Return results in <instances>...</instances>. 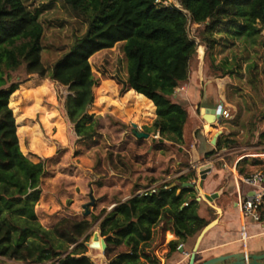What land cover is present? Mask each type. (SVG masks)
I'll return each mask as SVG.
<instances>
[{
  "label": "rangeland",
  "instance_id": "obj_1",
  "mask_svg": "<svg viewBox=\"0 0 264 264\" xmlns=\"http://www.w3.org/2000/svg\"><path fill=\"white\" fill-rule=\"evenodd\" d=\"M22 1L29 10L39 13L43 26L42 62L50 68L86 26L62 0ZM202 29L200 25L188 24L189 37L197 45L196 53L189 63L188 80L176 88L173 98L188 114L180 146L161 139L158 133H146L144 127H150L155 119L154 107L150 109L147 101L129 96L128 91L120 92L118 79L126 77V60L119 44L89 58L97 82L93 88L94 102L75 128L64 110L67 88L36 75L27 76L22 68L8 75L7 85L24 81L9 98L20 151L31 162L44 163L41 194L34 206L36 220L50 230L63 218L90 221L92 216L98 217L85 235L87 238H82V255L95 264H109L118 252L126 250L121 245L106 255L101 248L86 246L98 233L100 219L118 203L143 190L168 183L178 185L180 177L191 174L196 175L195 179L186 183L198 187V170L205 164L216 170L207 178L221 180L223 198L230 201L235 199L229 194L235 190L230 169L237 158L244 159L238 165L240 171L251 164L264 171V139L259 138L264 132V31L253 39H245L215 30L212 36L217 43L206 47L200 39ZM203 102L221 105L228 116L213 124L206 123L201 117ZM95 121V138L81 140V130ZM133 124L149 137L136 139L131 133ZM214 138L221 146L211 144ZM201 144L208 148L200 152V162L191 165L189 151H200ZM209 213L212 219L215 215L210 209ZM167 229L171 234L166 235ZM195 237L169 253V242L178 238L168 218L160 220L152 229L150 240L138 246L140 261L148 264L150 257L157 258L160 264H187ZM252 243L264 248V239ZM203 245L202 241L196 264L224 255L215 249L201 253ZM73 247L65 245L61 257ZM179 248L183 251L179 252Z\"/></svg>",
  "mask_w": 264,
  "mask_h": 264
},
{
  "label": "trees",
  "instance_id": "obj_2",
  "mask_svg": "<svg viewBox=\"0 0 264 264\" xmlns=\"http://www.w3.org/2000/svg\"><path fill=\"white\" fill-rule=\"evenodd\" d=\"M163 1L62 0L86 28L47 68L41 57L39 13L29 10L22 0H0V264H46L56 258L57 264H95L82 255V238L99 219L63 218L50 230L38 224L34 206L41 194L44 163H33L20 151L9 98L24 81L7 85L9 74L22 68L27 76L67 88L64 110L75 128L94 102L97 82L89 58L119 44L126 60V77L118 79L120 92L147 101L150 109L154 106L155 119L144 127L146 133H158L161 139L180 146L188 114L173 98L176 88L189 78V63L197 48L189 37L188 24L203 27L200 39L206 47L217 43L212 36L215 30L245 39L264 31V0H176L180 8ZM2 19L10 23L1 24ZM97 127L96 121L85 126L79 138L94 139ZM259 138L264 139V132ZM195 176L180 177L178 185L164 184L147 195L136 194L100 219L97 234L105 241L104 253L109 255L121 245L126 248L109 264H145L140 261L138 246L150 240L152 229L165 218L178 238L169 242V253L199 234L207 222L197 214L196 186H183ZM218 192L224 196L221 186ZM210 211L217 218L213 207ZM167 234H171L168 229ZM65 245L74 247L61 257ZM147 259L148 264H160L157 258Z\"/></svg>",
  "mask_w": 264,
  "mask_h": 264
},
{
  "label": "crops",
  "instance_id": "obj_3",
  "mask_svg": "<svg viewBox=\"0 0 264 264\" xmlns=\"http://www.w3.org/2000/svg\"><path fill=\"white\" fill-rule=\"evenodd\" d=\"M212 142L213 140L211 141V144ZM207 148V144H201L200 151L195 149H191L189 151L192 160L191 165H196V163L200 162L201 158L199 154L200 152H205ZM213 170L215 169L211 167L210 173L207 174L206 179L204 180L203 190L205 194L218 195L216 200L214 201V204L216 205V207L221 209V216H219V222L217 226L212 228L203 237L202 241L203 243H205V245H203L204 247L201 253H203L205 250L211 249L221 250L223 251V254L237 253L242 251H245L247 253L263 252L264 248L256 247L252 242L253 240L257 239H264V235H261V233L264 232V223L256 224L252 222L250 218L242 217L235 205V199H231L230 201L224 200V196H221L218 192L219 187L221 186V180L207 178L210 177V174H213ZM229 194L231 197L235 196V190L231 191V193ZM196 196H199V193L197 191ZM198 205L199 206L197 214L200 218L204 219L207 223L214 220L213 218L210 219L209 209L211 208V206H209L206 202L198 203Z\"/></svg>",
  "mask_w": 264,
  "mask_h": 264
},
{
  "label": "water",
  "instance_id": "obj_4",
  "mask_svg": "<svg viewBox=\"0 0 264 264\" xmlns=\"http://www.w3.org/2000/svg\"><path fill=\"white\" fill-rule=\"evenodd\" d=\"M222 112V106L218 104H205V102L201 105V117L202 119L209 124H213L215 122H218L221 117ZM132 135L136 139H146L149 137L148 134L143 133L139 131L137 125L133 124ZM216 138L213 139L212 144H215ZM211 166L210 164H205L201 167H199V184L198 187H195V190L199 193L200 200H203L206 202L209 206L213 207L217 212V218L212 220L211 222L207 223L206 226L199 232V234L196 237L195 243L192 247V250L189 254L188 263L187 264H196V256L199 252V246L203 239V237L215 226H217L219 222V216H221V209L213 205V201L217 198V194H205L203 190V183L206 179L207 174L210 172ZM184 187H193V184L186 183L183 184ZM88 214V212H86ZM87 247L91 248H101L102 250H105L106 244L105 241L99 237L97 233L93 234L92 242L86 243ZM183 250L179 248V252H182ZM199 264H264V251L263 252H252L247 253L245 251L237 252V253H229L224 255L215 256L212 258H209Z\"/></svg>",
  "mask_w": 264,
  "mask_h": 264
},
{
  "label": "built area",
  "instance_id": "obj_5",
  "mask_svg": "<svg viewBox=\"0 0 264 264\" xmlns=\"http://www.w3.org/2000/svg\"><path fill=\"white\" fill-rule=\"evenodd\" d=\"M164 5H173L180 8L176 0H165ZM228 116V112L222 108L221 117ZM244 160L243 157L237 158L230 173L235 189V205L242 217H248L256 224L264 223V171L256 169L254 164L246 165L245 168L238 170V164ZM211 162V161H210ZM209 162V163H210ZM154 192V189L143 190L138 195H147ZM198 201L200 196L197 197ZM187 204H184L186 206ZM264 235V232L261 233ZM46 264H57V258L48 261Z\"/></svg>",
  "mask_w": 264,
  "mask_h": 264
}]
</instances>
